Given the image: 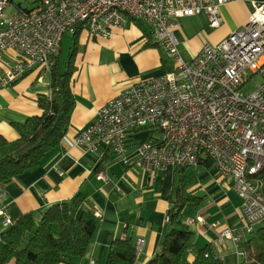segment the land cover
Segmentation results:
<instances>
[{
  "label": "built area",
  "instance_id": "1",
  "mask_svg": "<svg viewBox=\"0 0 264 264\" xmlns=\"http://www.w3.org/2000/svg\"><path fill=\"white\" fill-rule=\"evenodd\" d=\"M15 1L0 0V50L17 53L0 66L1 88L48 68L63 36L74 37L80 24L92 37L108 39L114 29L143 21L171 71L130 84L99 111L76 145L123 156L130 133L155 128L139 145L136 166L155 177L171 167L196 168L210 161L241 200V223L222 230L220 238L238 243L264 224V0L252 2L243 27L218 44L206 43L190 60L180 52L179 20L204 14L209 27L218 29L224 23L222 8L231 0H42L29 12ZM9 8L15 11L6 16ZM251 84L254 90L244 94ZM13 224L0 207V227ZM135 248L142 252V239ZM237 256L241 260V251Z\"/></svg>",
  "mask_w": 264,
  "mask_h": 264
},
{
  "label": "crops",
  "instance_id": "2",
  "mask_svg": "<svg viewBox=\"0 0 264 264\" xmlns=\"http://www.w3.org/2000/svg\"><path fill=\"white\" fill-rule=\"evenodd\" d=\"M254 1L259 0H231L225 4L224 23L218 29L209 27L204 14L180 19L176 35L186 59L198 55L206 43L218 44L243 27L253 12ZM149 32L148 25L137 20L125 29H114L108 39L88 33L79 36L73 83L76 105L67 134L40 167L0 188V207L14 223L30 213L38 224L51 207L70 202L81 193L87 200L81 211L93 208L100 225L84 257L59 264H105L111 243L124 238H130L133 245L143 240L138 262L148 264L160 253L170 198L182 174L186 175L188 192L200 199L197 205L188 204L183 211V218L196 220L190 225L194 237L183 264L192 263L205 247H210L224 264H241L237 256L239 244L220 238L222 230L241 223V200L210 161L181 172L171 167L152 177L135 165L139 145L151 136L147 133H130L123 156L111 150L91 153L75 143L77 136L97 119L99 111L130 84L166 73L169 63ZM63 39L64 36L58 54L62 52ZM72 44L71 36V47ZM16 57L14 51L0 50V66ZM50 95L49 67L33 70L9 88L0 87V137L17 140L14 125L40 115L38 98ZM99 174L106 175L107 180L97 179ZM200 218L204 222H199ZM3 230L0 227V233ZM9 264H15L14 260Z\"/></svg>",
  "mask_w": 264,
  "mask_h": 264
},
{
  "label": "trees",
  "instance_id": "3",
  "mask_svg": "<svg viewBox=\"0 0 264 264\" xmlns=\"http://www.w3.org/2000/svg\"><path fill=\"white\" fill-rule=\"evenodd\" d=\"M40 2L42 0H33V6L27 9L23 8L22 2L17 1L15 6L29 12L39 7ZM82 33L89 34L85 24L76 28L64 71L61 70L60 54L50 59L51 95L38 98L41 114L30 117L24 124L14 125L19 136L17 140L0 137V188L40 167L67 134L76 105L73 83L78 64V38ZM171 69L169 66L166 72ZM176 170L181 172L184 168ZM180 175L170 198L171 209L167 214L160 253L148 264H183L191 247L194 232L183 218V211L188 204L197 205L200 199L188 192L186 175ZM86 201L83 194H76L70 202L51 207L38 224L30 213L21 216L0 233V264H9L12 260L15 264H59L62 260L84 257L100 225L93 208L81 211ZM249 235H244L239 243V247H243V264H264V229L258 231L257 240L254 237L247 239ZM139 254L130 238L115 240L110 245L105 264H140ZM190 264L224 262L210 247H205Z\"/></svg>",
  "mask_w": 264,
  "mask_h": 264
},
{
  "label": "rangeland",
  "instance_id": "4",
  "mask_svg": "<svg viewBox=\"0 0 264 264\" xmlns=\"http://www.w3.org/2000/svg\"><path fill=\"white\" fill-rule=\"evenodd\" d=\"M18 2H22V6L24 9H27V8H31L33 6L32 4V0H29V1H25V0H18ZM15 9L14 8H9L6 12V16H10L12 13H14ZM70 49H71V35L70 34H65L64 35V39H63V48H62V52L60 54V62H61V70L64 71L65 70V64H66V60L68 58V55H69V52H70ZM181 52V51H180ZM182 56L185 60L186 59V55L184 53H182ZM169 66L171 67L172 64L171 62H169ZM258 81H261V78H258ZM254 90V86L253 84L249 85L248 87L244 88L243 89V93L248 95L250 94L252 91ZM155 128H150L148 130H142V131H139L137 133H141V132H144V133H147L148 136L151 135L152 131L154 130ZM191 170V169H190ZM261 229H264V224H261L259 225L258 227H256L255 229V232L253 234H250L249 236H246V238H256L257 240V236H258V231L261 230ZM245 238V239H246ZM254 241V240H253ZM240 242V241H239ZM238 242V243H239ZM256 242V241H254ZM241 264H243V260H242V257H243V247L241 246Z\"/></svg>",
  "mask_w": 264,
  "mask_h": 264
}]
</instances>
